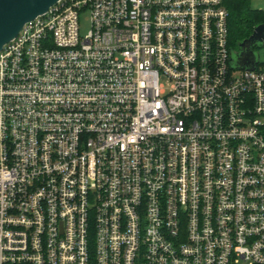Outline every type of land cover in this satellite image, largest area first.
Returning a JSON list of instances; mask_svg holds the SVG:
<instances>
[{"label": "built area", "instance_id": "2783aa9c", "mask_svg": "<svg viewBox=\"0 0 264 264\" xmlns=\"http://www.w3.org/2000/svg\"><path fill=\"white\" fill-rule=\"evenodd\" d=\"M227 16L58 0L2 46L0 264H264V63Z\"/></svg>", "mask_w": 264, "mask_h": 264}, {"label": "water", "instance_id": "95a60500", "mask_svg": "<svg viewBox=\"0 0 264 264\" xmlns=\"http://www.w3.org/2000/svg\"><path fill=\"white\" fill-rule=\"evenodd\" d=\"M58 0H0V49L14 38L24 23L42 15ZM257 42L264 43V23L256 25L251 34L239 41L230 53L232 69L253 70L261 60V53L254 51Z\"/></svg>", "mask_w": 264, "mask_h": 264}, {"label": "trees", "instance_id": "16d2710c", "mask_svg": "<svg viewBox=\"0 0 264 264\" xmlns=\"http://www.w3.org/2000/svg\"><path fill=\"white\" fill-rule=\"evenodd\" d=\"M223 2L228 14L229 43L232 50H236L239 41L248 37L256 25L264 23V12L251 8L249 0H223Z\"/></svg>", "mask_w": 264, "mask_h": 264}, {"label": "rangeland", "instance_id": "374dc122", "mask_svg": "<svg viewBox=\"0 0 264 264\" xmlns=\"http://www.w3.org/2000/svg\"><path fill=\"white\" fill-rule=\"evenodd\" d=\"M250 7L256 10H261L264 12V0H249ZM89 28V20H88V13L87 12H82L80 15V22H79V29L80 33L84 34ZM254 51L259 52L262 54L264 47L260 42H257V46L254 47ZM261 60H264V54L261 55ZM161 83H163L168 89V86L170 84V81L164 77L161 76L160 78Z\"/></svg>", "mask_w": 264, "mask_h": 264}]
</instances>
